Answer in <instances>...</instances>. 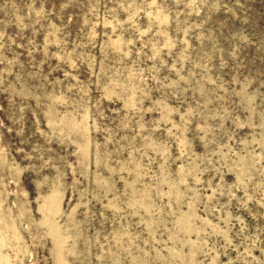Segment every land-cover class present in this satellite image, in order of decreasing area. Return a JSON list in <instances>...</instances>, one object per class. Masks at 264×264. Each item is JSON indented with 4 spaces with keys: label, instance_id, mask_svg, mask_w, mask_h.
Here are the masks:
<instances>
[{
    "label": "rangeland",
    "instance_id": "1",
    "mask_svg": "<svg viewBox=\"0 0 264 264\" xmlns=\"http://www.w3.org/2000/svg\"><path fill=\"white\" fill-rule=\"evenodd\" d=\"M0 264H264V0H0Z\"/></svg>",
    "mask_w": 264,
    "mask_h": 264
}]
</instances>
